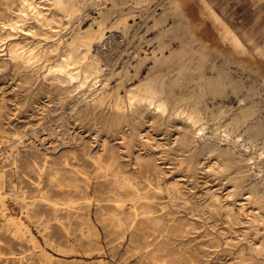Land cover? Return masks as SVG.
Returning a JSON list of instances; mask_svg holds the SVG:
<instances>
[{"label":"rangeland","instance_id":"1","mask_svg":"<svg viewBox=\"0 0 264 264\" xmlns=\"http://www.w3.org/2000/svg\"><path fill=\"white\" fill-rule=\"evenodd\" d=\"M79 4L0 0V264H264V0Z\"/></svg>","mask_w":264,"mask_h":264},{"label":"bare ground","instance_id":"2","mask_svg":"<svg viewBox=\"0 0 264 264\" xmlns=\"http://www.w3.org/2000/svg\"><path fill=\"white\" fill-rule=\"evenodd\" d=\"M30 1V0H29ZM58 2H61L62 0H57ZM73 1V3H74V5H75V8L73 9L74 11H73V15H77V13H80L81 11H82V7H81V5L79 4V0H72ZM33 2V1H32ZM31 2V3H32ZM27 3V2H26ZM50 3V2H49ZM115 3V2H114ZM17 4V3H16ZM59 4V3H58ZM3 5V4H2ZM22 5V4H21ZM36 5H38V4H36ZM55 5V4H54ZM16 6V5H15ZM26 6V5H25ZM29 6V5H28ZM53 6V5H52ZM22 7V6H21ZM41 7V6H40ZM43 7V6H42ZM56 7V6H55ZM19 8V7H18ZM30 8V7H29ZM32 8V7H31ZM34 8V7H33ZM32 8V9H33ZM35 8H37V7H35ZM44 8V7H43ZM51 8V7H50ZM60 8V7H59ZM22 9V8H21ZM24 9V8H23ZM36 11V10H35ZM15 12H17V11H15ZM56 12V11H55ZM113 12V11H112ZM24 13V12H23ZM29 13V12H28ZM33 13V12H32ZM97 13V12H96ZM19 14V13H18ZM12 15V14H11ZM26 15V14H25ZM42 15V14H41ZM9 16V15H8ZM50 16V15H49ZM66 16V15H65ZM22 17V16H21ZM33 17V16H32ZM64 17V16H63ZM108 17H109V13H106V12H100L99 13V15L97 16V17H94V19L95 20H97V22H98V24H99V27H101L106 21H107V19H108ZM10 18V17H9ZM36 18V17H35ZM17 19L18 20H21V19H19L18 17H17ZM28 19V18H27ZM68 19V18H67ZM11 20V19H10ZM12 20H13V18H12ZM17 20V21H18ZM84 20V19H83ZM124 19H121L120 21H123ZM23 21V20H22ZM25 21V20H24ZM23 21V22H24ZM70 21V20H69ZM72 21V20H71ZM86 21H88V20H86ZM38 22V21H37ZM214 22V21H213ZM19 23V22H18ZM24 24V23H23ZM39 24H41V23H39ZM84 24V23H83ZM86 24V23H85ZM21 25V24H20ZM47 25V24H46ZM215 25V24H214ZM219 25L221 26V28L223 29V30H225V31H227L228 33H231V35H232V32H230L229 30H228V25L223 21V20H219ZM41 26V25H40ZM84 26V25H83ZM218 26V25H217ZM14 27V26H13ZM20 27V26H19ZM43 27V26H42ZM47 27V26H46ZM79 27V26H78ZM31 28V27H30ZM51 28V27H50ZM14 29H16V28H14ZM29 29V28H28ZM53 29V28H52ZM13 30V29H12ZM32 30V29H31ZM48 30V29H47ZM50 30V29H49ZM14 31V30H13ZM33 31V30H32ZM95 31H97V30H91V29H87V30H82V28H79L78 30H77V33L75 34V36L72 38V40L70 41V45H75V46H77L80 42L82 43V41H83V39L84 38H86V40H87V38H89V41L91 42V40H90V37L93 35V33L95 32ZM59 32V31H58ZM35 33V32H34ZM46 34V33H45ZM51 34V33H50ZM45 36V35H44ZM63 36H64V34H63ZM102 36V37H101ZM101 36H100V38H103V36L104 35H102L101 34ZM197 36V35H196ZM51 37V36H50ZM65 38V37H64ZM234 38V40H236V41H238V39L237 38H235V37H233ZM25 39H27V38H25ZM20 40V39H19ZM94 40H96V39H94ZM99 40V39H98ZM234 40H233V42H234ZM22 41V40H21ZM62 41V40H61ZM92 41H93V39H92ZM202 41V40H201ZM14 42V41H13ZM16 42V41H15ZM86 42V41H85ZM92 43V42H91ZM83 44V43H82ZM86 44V43H85ZM88 44V43H87ZM35 45V44H34ZM50 45V44H49ZM92 45V44H91ZM41 46V45H40ZM51 46H53V45H51ZM56 46V45H55ZM90 46V45H89ZM239 46V45H238ZM79 47V46H78ZM88 47V46H87ZM34 48V47H33ZM57 48H59L58 46H57ZM72 48V47H71ZM89 48V47H88ZM240 48V47H239ZM69 49V48H68ZM73 49V48H72ZM79 49H81V48H79ZM92 50H93V48H91ZM10 50V49H9ZM30 50H32V49H30ZM37 50V49H36ZM35 50V51H36ZM57 50V49H56ZM84 50V49H83ZM243 50V49H242ZM59 51V50H58ZM33 52V51H32ZM40 52H41V50H40ZM39 52V53H40ZM52 52V51H51ZM92 52V51H91ZM50 53V52H49ZM57 53V52H56ZM76 53H77V51H76ZM83 53V52H82ZM88 53V52H87ZM11 54V53H10ZM28 54V53H27ZM41 54V53H40ZM51 55V54H50ZM55 55V54H54ZM76 55V54H75ZM142 55V54H141ZM45 56V55H44ZM94 56V55H93ZM137 56V55H136ZM27 57V56H26ZM97 57V56H96ZM36 58H38V57H36ZM64 58V57H63ZM71 58H72V56H71ZM70 58V59H71ZM75 58V57H74ZM95 59V58H94ZM24 60V59H23ZM56 60V59H55ZM66 60H68V59H66ZM28 61H29V59H28ZM87 61V60H86ZM231 61V60H230ZM69 62V61H68ZM100 61H98V63H99ZM229 62V61H228ZM28 63V62H27ZM47 63V62H46ZM83 63V62H82ZM85 63V62H84ZM94 63V62H93ZM162 63V62H161ZM233 63V62H232ZM56 64V63H55ZM66 64H68V63H66ZM91 64H92V62H91ZM25 65V64H24ZM59 65H61V64H59ZM71 65V64H70ZM101 65V64H100ZM161 65V64H160ZM57 66V65H56ZM80 66V65H79ZM87 66V65H86ZM85 66V67H86ZM66 67V66H65ZM74 67V66H73ZM93 67V66H92ZM98 67V66H97ZM57 69H58V67H56ZM60 68V67H59ZM84 68V67H83ZM101 68H102V66H101ZM81 69V68H80ZM79 69V70H80ZM89 69H91V68H89ZM96 69V68H95ZM50 70V69H49ZM60 72H62V73H64V74H67L64 70L65 69H58ZM94 70V69H93ZM101 70V69H100ZM77 72V71H76ZM91 72V71H90ZM102 72V71H101ZM106 72V71H105ZM138 72V71H137ZM84 73V72H83ZM94 74V73H93ZM142 74V73H141ZM96 76V75H95ZM100 76V75H99ZM72 77V76H71ZM56 78V80H59V81H66V80H68V77L67 76H65V75H63V76H57V77H55ZM75 78V77H74ZM137 80V79H136ZM84 81V80H83ZM84 84H85V82H83ZM165 83V82H164ZM95 86V85H94ZM93 88V87H92ZM131 89V88H130ZM130 92V91H129ZM148 93V92H147ZM146 93V94H147ZM133 94V93H132ZM142 94V93H141ZM145 94V93H144ZM134 95H136V94H134ZM134 95H133V97H134ZM81 98V97H80ZM84 98V97H83ZM103 98V97H102ZM101 98V99H102ZM137 98V97H136ZM141 98V97H140ZM156 99V98H155ZM88 100V99H87ZM133 100V99H132ZM136 99L134 98V101H135ZM141 100H143V101H146L149 105H152V104H154V96L153 95H147V96H145V97H142V99ZM101 102V101H100ZM137 102H139V101H137ZM118 103V102H117ZM123 103V102H122ZM132 103V102H131ZM135 103V102H134ZM133 103V104H134ZM164 103V102H163ZM159 104V103H158ZM153 106V105H152ZM120 107H121V105H120ZM157 107H159V105H157ZM156 107V108H157ZM161 107H164V105L163 106H161ZM117 108V107H116ZM165 108V107H164ZM120 109V108H119ZM165 109H167V108H165ZM251 109H253L252 107H248V108H246V107H244L243 109H241V112L239 113V114H237L236 116H234V117H232V120H231V122H230V128L232 129V130H235V129H238V128H240V126H241V123L242 122H244V117H246L247 116V114L251 111ZM161 110H162V108H161ZM160 110V111H161ZM224 111V110H223ZM166 112V111H165ZM181 112H182V110H181ZM184 112V111H183ZM186 112V111H185ZM192 112V111H191ZM195 112V111H194ZM116 113H118V112H116ZM163 113V112H162ZM195 114V113H194ZM198 114V113H197ZM196 114V115H197ZM223 114V113H222ZM194 116V115H193ZM193 116H189V122L192 124V126H195V134H197V133H199V134H203V130L205 129L203 126L202 127H200V128H198L196 125H197V123H199V121H200V119H197V118H195V117H193ZM243 128V127H242ZM224 131V130H223ZM249 132V131H248ZM230 133V132H229ZM240 133V132H239ZM13 135V134H12ZM258 135H259V131L256 129L253 133H252V136H251V138H250V140H252V142H254L256 139H257V137H258ZM226 136L227 137H229V134H226ZM124 137V136H123ZM191 137H192V133L190 132V130H188V131H184V134L181 136V140H182V142H183V145L186 147V146H188L189 144H190V141H191ZM238 140H239V138H237ZM31 141V140H30ZM249 142V141H248ZM251 142V141H250ZM39 144V143H38ZM27 145V144H26ZM244 147H245V145H244ZM249 146H246V148H248ZM48 148V147H47ZM256 148V147H255ZM212 153V152H211ZM19 154V153H18ZM47 156V155H46ZM12 158V157H11ZM254 157H248L246 154H244V156H243V154H240V155H233V154H231V153H229V152H225V154H224V156H223V159L221 160V162H219V167H221V168H223V170L224 171H226V170H231V169H233V168H235V166H237V168H239L240 170L241 169H244V163L245 162H248V161H251L252 159H253ZM218 159V158H217ZM256 160V159H255ZM15 163V162H14ZM5 164V163H4ZM48 164V163H47ZM258 165V164H257ZM251 168V167H250ZM103 171V170H102ZM4 172V171H3ZM3 175V174H2ZM235 176V175H234ZM4 177V176H3ZM256 181V180H255ZM92 182V181H91ZM232 182H233V186H237V187H242L243 186V184H244V182H246V173L244 172V173H242L241 174V176H235V178H232ZM4 183H5V181H4ZM250 184V183H249ZM158 185V184H157ZM252 185V184H251ZM5 186V185H4ZM133 186V185H132ZM71 188V187H70ZM90 190V189H89ZM2 191V190H1ZM152 192V191H151ZM157 192V191H156ZM250 192H251V194H253L254 196H255V202H256V204H259L260 206H262V207H264V194H260L259 193V191H258V185L257 184H254V185H252L251 186V188H250ZM5 196V195H4ZM16 196V195H15ZM84 196V195H83ZM7 197V196H6ZM25 197V196H24ZM87 200H88V198H87ZM144 200V199H143ZM25 201V200H24ZM78 202V201H77ZM83 202V201H82ZM184 202V201H183ZM97 203H99V202H97ZM121 203V202H120ZM21 204H22V202H21ZM117 204V203H116ZM124 204V203H123ZM67 205V204H66ZM35 206V205H34ZM60 206V205H59ZM259 206V207H260ZM36 207V206H35ZM64 207V206H63ZM78 207V206H77ZM98 207V206H97ZM135 207H137V206H135ZM4 208V207H3ZM59 208V207H58ZM22 209V208H21ZM26 209H28V208H26ZM125 209V208H124ZM169 209V208H168ZM28 210H30V209H28ZM27 210V211H28ZM75 210V209H74ZM80 210V209H79ZM83 210V209H82ZM86 210V209H85ZM213 210V209H212ZM26 211V212H27ZM6 212V211H5ZM29 212V211H28ZM163 212V211H162ZM231 212V211H230ZM87 213V212H86ZM89 213V212H88ZM13 217V216H12ZM37 217V216H36ZM96 217V216H95ZM11 217H9V219H10ZM31 219H32V215H31ZM36 219V218H35ZM16 220V219H15ZM44 220V219H43ZM22 221V220H21ZM21 221H19V222H21ZM16 222V221H15ZM42 222V221H41ZM40 222V223H41ZM44 222V221H43ZM39 223V224H40ZM19 224V226L20 225H23L22 224V222L21 223H18ZM43 224V223H42ZM92 224V223H91ZM105 224V223H104ZM132 224V223H131ZM13 225V224H12ZM24 225H26V224H24ZM70 226V225H69ZM169 227V226H168ZM42 228V227H41ZM47 228V227H46ZM22 229V228H21ZM18 230V229H17ZM38 230V229H37ZM26 231V230H25ZM9 232V231H8ZM141 234V233H140ZM26 235V234H25ZM164 235V234H163ZM51 236V235H50ZM27 238V237H26ZM127 239V238H126ZM152 239V238H151ZM82 241V240H81ZM47 244V243H46ZM33 245V244H32ZM21 248V247H20ZM263 248V247H262ZM36 249V248H35ZM152 249V248H151ZM58 250V249H57ZM59 251V250H58ZM61 251V250H60ZM30 252H31V250H30ZM73 252V251H72ZM127 252V251H126ZM63 253V252H62ZM8 256V255H7ZM12 256V255H11ZM43 256V255H42ZM129 256V255H128ZM19 258V257H18ZM142 260V259H141ZM147 260V259H146ZM9 261V260H8ZM46 261V260H45ZM44 261V262H45ZM51 262V261H50ZM101 263V262H100ZM163 263V262H162ZM165 263V262H164Z\"/></svg>","mask_w":264,"mask_h":264}]
</instances>
